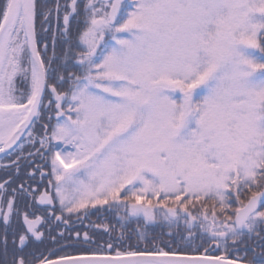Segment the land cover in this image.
<instances>
[{
	"label": "snow or ice",
	"instance_id": "6c2138e0",
	"mask_svg": "<svg viewBox=\"0 0 264 264\" xmlns=\"http://www.w3.org/2000/svg\"><path fill=\"white\" fill-rule=\"evenodd\" d=\"M0 154V264H264V0H0Z\"/></svg>",
	"mask_w": 264,
	"mask_h": 264
},
{
	"label": "flooded vegetation",
	"instance_id": "af4514ba",
	"mask_svg": "<svg viewBox=\"0 0 264 264\" xmlns=\"http://www.w3.org/2000/svg\"><path fill=\"white\" fill-rule=\"evenodd\" d=\"M49 54H51V49L49 50ZM3 154H0V156H2ZM39 162V161H38ZM7 163V160H4V159H0V165H3V164H6ZM1 170V169H0ZM3 177V175L1 176ZM112 214H108V213H103L101 216L97 217V216H92L90 219L91 221H94L96 224H98V221L101 222V223H111L110 220L112 218ZM85 224H88L89 221H84Z\"/></svg>",
	"mask_w": 264,
	"mask_h": 264
},
{
	"label": "trees",
	"instance_id": "16d2710c",
	"mask_svg": "<svg viewBox=\"0 0 264 264\" xmlns=\"http://www.w3.org/2000/svg\"><path fill=\"white\" fill-rule=\"evenodd\" d=\"M49 2L50 3H52V2H54V0H49ZM37 27H38V29H39V27H40V25H39V21H38V23H37ZM4 176V173H3V170L1 169L0 170V177L1 176ZM110 222H112V224H116V218H115V214H113L112 215V218H111V220H110ZM136 227V224H135V222H133L132 224H130L129 225V229L131 230V229H134ZM165 231H166V229H164ZM160 228H156V229H154V230H151L150 229V233H154V234H156V235H159V233H160ZM118 234V233H117ZM167 237H165V239H166ZM105 239H107V236H105ZM134 242V241H133ZM216 254H219V253H216Z\"/></svg>",
	"mask_w": 264,
	"mask_h": 264
}]
</instances>
